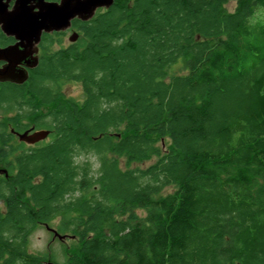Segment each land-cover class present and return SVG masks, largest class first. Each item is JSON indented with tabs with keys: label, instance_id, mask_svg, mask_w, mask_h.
<instances>
[{
	"label": "trees",
	"instance_id": "trees-1",
	"mask_svg": "<svg viewBox=\"0 0 264 264\" xmlns=\"http://www.w3.org/2000/svg\"><path fill=\"white\" fill-rule=\"evenodd\" d=\"M229 1L113 0L42 39L0 88L49 130L0 176V264H44L28 237L57 218L79 239L55 264H264V0Z\"/></svg>",
	"mask_w": 264,
	"mask_h": 264
},
{
	"label": "water",
	"instance_id": "water-1",
	"mask_svg": "<svg viewBox=\"0 0 264 264\" xmlns=\"http://www.w3.org/2000/svg\"><path fill=\"white\" fill-rule=\"evenodd\" d=\"M10 0H0V28L7 35H14L18 42L8 48L0 49V59L7 60V64L0 68V81L22 83L27 79L24 68H16L19 60L24 58L31 61L26 63L27 68L37 64V44L43 32L65 30L70 27L71 20L78 18L89 20L98 9H106L113 0H14L10 8ZM77 33L72 32L69 39L75 40ZM17 57V54L21 55ZM49 130H36L28 134L25 131L19 134V139L27 143H34L46 138ZM53 231L54 236L63 238L64 235ZM50 264V263H48Z\"/></svg>",
	"mask_w": 264,
	"mask_h": 264
},
{
	"label": "flooded vegetation",
	"instance_id": "flooded-vegetation-1",
	"mask_svg": "<svg viewBox=\"0 0 264 264\" xmlns=\"http://www.w3.org/2000/svg\"><path fill=\"white\" fill-rule=\"evenodd\" d=\"M14 0H10L8 3V8L11 7ZM47 1H53V2H59L60 0H47ZM80 20L78 18H74L71 20ZM72 32H76L78 34V31L72 27V23L69 28L65 30H59V31H52L49 33L43 32L40 36V40L37 44V51L33 55L37 56V64L33 68H27L25 65L27 62L31 61L30 59L24 60L22 58L19 60V63L16 65V68H24L27 71V79L30 76V73L32 70L36 69L39 61L42 57L43 48L41 47L42 39L45 37H51V47L53 49H60V48H66L70 44L74 43L75 40H70L69 37ZM16 42H18V39L15 38L14 35H7L1 28H0V49L8 48L10 46H13ZM21 57V55L17 54V57ZM7 60L0 59V68L5 66L7 64ZM27 79L24 81L26 82ZM22 83H15L11 81H0V88L2 85H21ZM62 91V90H61ZM63 92V91H62ZM65 94V93H64ZM65 96H67L65 94ZM69 97V96H68ZM71 97V96H70ZM21 106L17 105L13 108H7V107H0V176L1 177H7L9 174V171H14L16 167V159L17 155L21 153L23 150L28 148L36 147L46 141H48L49 137L39 140L34 143H27L23 140L19 139V134L24 133L25 131L28 132V134L33 133L36 130L44 129L43 127H37L38 123H36L33 119L28 120L27 117H24L21 115L20 117H17V113L23 112L20 110ZM41 113H38L40 116ZM37 115V114H36ZM15 118L14 120L12 118ZM35 118V116L33 117ZM12 119V120H10Z\"/></svg>",
	"mask_w": 264,
	"mask_h": 264
},
{
	"label": "rangeland",
	"instance_id": "rangeland-1",
	"mask_svg": "<svg viewBox=\"0 0 264 264\" xmlns=\"http://www.w3.org/2000/svg\"><path fill=\"white\" fill-rule=\"evenodd\" d=\"M234 7V0H230L226 5V10L230 11ZM256 16L264 20V9H260L257 11ZM61 90L67 96H71L76 100L81 99V89L78 82L73 80H63L61 82ZM89 159L94 160L93 156H89ZM120 166L124 168L125 159L119 158ZM151 162V160H145L142 162H133L130 164L131 167L139 166L145 167ZM169 190V189H168ZM57 219H54L50 225H38L37 228L29 235L28 237V250L31 252H42L46 253L50 257L44 261V264H55L56 262H62L65 258V254H70L73 249L78 244L79 237L75 234L65 233L63 238H58L54 236L53 231L51 229H55ZM60 234V233H59ZM53 257V258H51ZM56 261V262H55Z\"/></svg>",
	"mask_w": 264,
	"mask_h": 264
}]
</instances>
